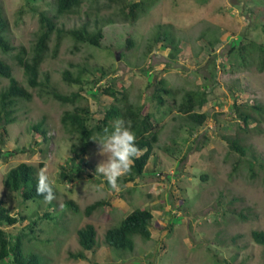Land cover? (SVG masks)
<instances>
[{
  "label": "rangeland",
  "instance_id": "rangeland-1",
  "mask_svg": "<svg viewBox=\"0 0 264 264\" xmlns=\"http://www.w3.org/2000/svg\"><path fill=\"white\" fill-rule=\"evenodd\" d=\"M52 3L0 0L8 21L9 42L30 52L39 34L38 12L53 14ZM76 11L60 17L58 24L78 26L85 11L96 14L104 25L103 48L80 44L75 49L73 39L65 36L55 55L49 51L43 60L41 79L47 73L56 91L69 94L78 87L62 80L64 69L75 75L80 67H103L107 72L104 80L112 89H124L129 100L135 105L145 104L157 119L159 141L146 166L155 171L118 183L119 189L113 190L95 172L97 165L107 159L100 155L101 136L95 133L87 150V163L74 164L77 178L73 185L60 180L61 165L71 163L70 148L77 143L62 127L60 117L73 104L29 87L22 69L13 61L17 49L0 51V59L12 66L13 76L32 93L30 100L18 99L12 106L15 120L6 126L5 150L15 153L4 161L0 159V199L18 217L13 226H5L7 234L16 237L23 230L24 249L37 253L39 264H264L263 247L251 236L253 230L264 231V120L259 130L250 123L244 132L233 108V103L264 105V0H156L133 24L115 5L105 1H85ZM157 32L178 43L180 53L175 60L169 58L162 42L148 50ZM127 36L133 40L128 50L124 48ZM53 37L50 48L55 43ZM239 43L246 44L247 49L259 48L260 52L241 51ZM246 53L250 54L245 63L241 54L246 58ZM145 72L157 74L177 91L164 96L162 107L153 98L151 74ZM7 83L0 76V88ZM187 89L205 91L207 97L197 109L207 115L206 121L191 134L187 119L174 105ZM85 96L93 111V125L113 98ZM36 124L45 131L46 139L33 130ZM235 135L246 149L242 157L228 147L224 138ZM165 144L172 147L171 156L163 151ZM238 158L241 161L237 166ZM21 162L34 165L37 172L40 168L48 170L58 190L55 200L23 201L8 188L5 175ZM249 163H253V169ZM85 172L91 176H85ZM234 197L239 199L232 201ZM69 198L79 205L78 211L64 204ZM100 199L109 205L97 207L87 216L85 207ZM135 208L153 213L150 238L134 235L132 250L110 247L105 231ZM45 210L51 217L42 216ZM34 220L37 224L30 231L27 224ZM89 223L96 229V250H84V259L71 258L70 251H82L78 229ZM0 264H10L9 259L0 260Z\"/></svg>",
  "mask_w": 264,
  "mask_h": 264
},
{
  "label": "trees",
  "instance_id": "trees-1",
  "mask_svg": "<svg viewBox=\"0 0 264 264\" xmlns=\"http://www.w3.org/2000/svg\"><path fill=\"white\" fill-rule=\"evenodd\" d=\"M85 1H93L95 3L105 1L110 5H115L124 19L130 24H133L141 14H144L150 6L155 3L156 0H53V14H49L45 11L38 12L39 34L36 36L30 52H27L23 46L17 49V47L9 42L7 37L8 21L0 5V51L8 53L11 50L17 49V52L13 55V61L22 69L25 82L29 87L35 89L40 88L62 103L73 104V108L63 111L60 117L61 125L65 131L77 139V143H73L70 148V153L72 154L71 163L61 165L58 173V178L60 180H66L70 186L73 185L77 178L74 164L76 162L80 165L87 163V150L94 134L97 133L102 138L105 129L111 132L113 122L117 118H123L131 123L132 130L137 137V146L142 151L138 158H135L131 171L127 175L122 176L118 181V183H125L134 180L136 176L143 175L147 171H155V169L146 168L152 156V151L159 141L160 130L158 121L153 113L147 111L148 108L145 104L135 105L129 100L128 94L124 89L121 92L112 89L111 84H108V82L104 80L107 72L101 66H96L97 68L92 70L86 67H80L77 69L75 75H73L69 69H64L61 76L62 80L67 84L76 85L78 87L76 91H72L69 94H61L56 91L47 73L41 79L42 72L40 66L43 60L48 55L49 51H52L55 55L61 45L63 37L70 36L74 41L75 49H77L80 44H89L97 48H103L101 43L104 37V25L100 22L96 14L92 16L88 11H85L84 20L78 26L66 28L63 24H58V19L60 17L69 15L72 12H77L76 10H78ZM262 28L264 31V17ZM160 33L161 32H157L158 35L154 36L150 44H148L150 45L148 50L151 49V46L162 42V46L168 48L169 58L175 60L180 53L177 49L179 48L178 43L175 42L174 38L164 37ZM52 35H54L53 38L55 39V43L52 48H50L49 44L52 40ZM125 40L126 44L124 48L128 50L133 46V40L130 39L129 36H127ZM231 48L234 50L235 47L231 46ZM239 48L241 51L244 49L252 52L259 51V48L254 50V47H248L247 49L244 43H239ZM262 50H264V47ZM263 53L261 59L263 58ZM249 54L250 53H246V58L241 54L242 59H245V63ZM262 63L264 62L262 61ZM145 73L148 75L151 74L149 83L154 86L153 98L157 105L162 107L165 103L164 96L174 95L177 91L167 85L164 79L159 78L157 74ZM87 74L92 77L89 79L86 77ZM0 76L8 80L6 86L0 88V159L4 161L5 158L15 153V151L11 153V151L5 150L8 140L6 126L15 120L12 116L14 112L12 106L18 99L30 100L32 93L27 86L23 85L13 76L12 66L2 59H0ZM102 80H104V82L100 83ZM85 95L93 97L107 95L113 98V101L103 108L101 118L96 120L93 125L90 124L93 111L85 101L87 98ZM206 102L207 97L205 91L192 89L183 91L180 101L174 102L179 115L187 119V129L190 134L204 125L207 115L204 112H198L197 109H200ZM233 108L240 129L246 132L249 129L250 123H254L255 126H258L256 129L259 130L264 120V105L259 102L248 105L233 103ZM40 129L38 124L33 126V130L36 133L40 132L43 139H46L45 131ZM224 138L230 149L238 152L241 157L244 156L246 153L245 146L236 135ZM172 143L174 144L175 142L172 141ZM202 144L203 141H201V146ZM20 149L15 150L17 152ZM163 151L167 152L170 156L174 153L172 147L168 144L164 145ZM176 151L180 152L178 148H176ZM238 161L240 162L241 158L235 161V165L237 166ZM249 164L251 165V169H253V163ZM39 166H43L42 163H39ZM156 174L157 173H154L153 175ZM252 174L254 175V173ZM85 176L90 177L91 175L85 172ZM104 182L107 184L105 178ZM5 184L12 191L17 192L23 201L44 200L43 196L37 195V171L36 167L32 164L21 162L10 168L5 175ZM54 191L55 195H57L58 190L56 187ZM233 199L236 200L239 198L234 197L232 201ZM109 203L105 199L96 200L85 207L84 213L89 216L97 207L109 205ZM64 204L74 211L79 210V205L71 198L66 199ZM232 211L237 213L239 217L244 218L238 211L234 209H232ZM42 216L44 218H49L51 217V213L45 210ZM17 222V215L11 213L6 207L5 202L0 199V260L9 259L10 264H39V255L35 252H26L24 249L22 244L24 238L23 230H21L18 234L19 236L16 237H11L7 234L5 226H13ZM36 224L37 222L34 220L27 224L28 226L26 228L30 231H34L33 226ZM152 224L153 213L149 209L135 208L126 214L118 225L110 227L105 231V241L110 247L121 250H132L134 248L132 237L134 235H139L144 239L150 238V226ZM95 235L96 229L93 224L89 223L78 229L77 238L82 251H70L68 256L74 259H84V250L95 251ZM251 236L256 243L262 245V254L264 257V231L253 230Z\"/></svg>",
  "mask_w": 264,
  "mask_h": 264
},
{
  "label": "clouds",
  "instance_id": "clouds-1",
  "mask_svg": "<svg viewBox=\"0 0 264 264\" xmlns=\"http://www.w3.org/2000/svg\"><path fill=\"white\" fill-rule=\"evenodd\" d=\"M98 143L100 155L106 156L107 159L97 165L95 172L102 175L113 190H118L119 179L131 171L135 158H138L142 151L137 146V137L131 123L123 118L115 119L111 132L105 129ZM54 188L55 181L50 177L48 170L40 168L37 172V195L43 196L46 203H51L56 199Z\"/></svg>",
  "mask_w": 264,
  "mask_h": 264
},
{
  "label": "water",
  "instance_id": "water-1",
  "mask_svg": "<svg viewBox=\"0 0 264 264\" xmlns=\"http://www.w3.org/2000/svg\"><path fill=\"white\" fill-rule=\"evenodd\" d=\"M115 58L118 59L119 58V55L118 53L115 54Z\"/></svg>",
  "mask_w": 264,
  "mask_h": 264
}]
</instances>
